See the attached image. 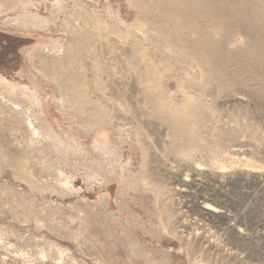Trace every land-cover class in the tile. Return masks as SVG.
Returning a JSON list of instances; mask_svg holds the SVG:
<instances>
[{"label": "rangeland", "instance_id": "374dc122", "mask_svg": "<svg viewBox=\"0 0 264 264\" xmlns=\"http://www.w3.org/2000/svg\"><path fill=\"white\" fill-rule=\"evenodd\" d=\"M173 2L0 0V264H264V0Z\"/></svg>", "mask_w": 264, "mask_h": 264}, {"label": "bare ground", "instance_id": "6f19581e", "mask_svg": "<svg viewBox=\"0 0 264 264\" xmlns=\"http://www.w3.org/2000/svg\"><path fill=\"white\" fill-rule=\"evenodd\" d=\"M173 1V0H172ZM181 1L182 2H185V4L183 5V9L185 10V7H190V6H193V7H198V3H200V2H202V0H190V1H187V0H174V2L173 3H175L176 2V4L177 3H181ZM173 3H171V4H173ZM175 4V5H176ZM197 9V8H196ZM198 9H199V7H198ZM186 11V10H185ZM183 12V15L184 16H186V17H188L187 15H186V12ZM196 12H200L199 10H196ZM202 13H200L199 15H201ZM33 15V14H32ZM30 16V15H29ZM33 17V16H32ZM20 18V17H19ZM18 18V19H19ZM26 18V17H25ZM31 18V17H30ZM29 18V19H30ZM38 18V17H37ZM178 18L179 19H181V16H178ZM189 18V17H188ZM16 20V19H11V18H9V20H6V23H13V22H15V23H19L21 20ZM22 19V18H21ZM32 19V18H31ZM40 19V18H39ZM26 21V20H25ZM24 22V21H23ZM35 22H37V21H35ZM40 22V21H39ZM42 22V21H41ZM236 29V28H235ZM234 37V36H233ZM59 49V48H58ZM61 50V49H60ZM15 90V89H14ZM16 92V91H15ZM27 93V92H26ZM25 94V93H24ZM33 94V93H32ZM31 95V94H30ZM29 95V96H30ZM26 96V95H25ZM33 96V95H32ZM27 98H28V95H27ZM79 98V97H78ZM31 99H32V97H31ZM68 98H66V99H61L60 100V102H61V105L62 106H65L66 105V103H70V100L68 101L67 100ZM68 101V102H67ZM194 102H192L191 103V105H189L188 106V108H187V111H189L190 109H192L191 108V106L193 107L194 105ZM95 109V108H94ZM101 109V108H100ZM102 110V109H101ZM195 125V124H194ZM139 126H141V125H139ZM50 129V128H49ZM141 130H142V127L140 128ZM98 130V129H97ZM142 132V131H141ZM208 132V131H207ZM36 133V132H35ZM38 137V136H37ZM56 137V136H55ZM96 137V136H95ZM100 140H102L103 141V139H100ZM55 141V140H54ZM57 141V140H56ZM105 142V141H104ZM99 143H100V141H99ZM98 143V144H99ZM189 143V142H188ZM97 144V143H96ZM105 144H107V143H105ZM109 144V143H108ZM99 145H101V144H99ZM186 145V144H185ZM193 145V144H192ZM187 147V146H186ZM185 147V148H186ZM192 147V146H191ZM195 147H197V148H199V146H195ZM185 148H183L184 150H185ZM194 148V147H193ZM224 148V147H223ZM102 149V148H101ZM180 149V148H179ZM189 150H192V148H188L187 147V149H186V153L188 152ZM221 150H223L222 149V146H221ZM105 151V150H104ZM185 152H183V154L185 155ZM190 152V151H189ZM189 152L187 153V154H189ZM219 164V163H218ZM221 164V163H220ZM165 171H167V172H169L170 170L168 169V168H165ZM62 174V173H61ZM66 175V174H65ZM186 180V179H185ZM65 181H68V182H66L65 183ZM153 181V180H152ZM61 182H64V183H61ZM157 182V181H156ZM60 185L61 186H63V188H65V190H67V191H73V190H75L76 191V184L74 183V181H72V179L71 178H69V177H66V176H62L61 177V179H60ZM149 183V182H148ZM149 185V184H148ZM158 188V187H157ZM163 188L164 187H162L160 190H159V192L161 193V192H163ZM78 189V188H77ZM177 189H179L180 190V188H177ZM166 190V189H165ZM182 190V192H186V189H181ZM180 192V191H179ZM199 207V209H198V211L200 212V213H212V214H221V213H224V210L222 209V208H220V207H217V206H211V205H209V204H207L206 203V201L204 202V203H202V205H200V206H198ZM197 209V208H196Z\"/></svg>", "mask_w": 264, "mask_h": 264}, {"label": "trees", "instance_id": "16d2710c", "mask_svg": "<svg viewBox=\"0 0 264 264\" xmlns=\"http://www.w3.org/2000/svg\"><path fill=\"white\" fill-rule=\"evenodd\" d=\"M2 56H0V61L2 60V59H4L3 57H4V55L5 54H1Z\"/></svg>", "mask_w": 264, "mask_h": 264}]
</instances>
